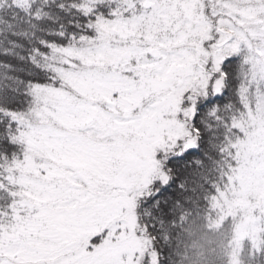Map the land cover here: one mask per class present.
I'll return each mask as SVG.
<instances>
[{
  "label": "snow or ice",
  "instance_id": "snow-or-ice-1",
  "mask_svg": "<svg viewBox=\"0 0 264 264\" xmlns=\"http://www.w3.org/2000/svg\"><path fill=\"white\" fill-rule=\"evenodd\" d=\"M0 264H264V0H0Z\"/></svg>",
  "mask_w": 264,
  "mask_h": 264
},
{
  "label": "trees",
  "instance_id": "trees-1",
  "mask_svg": "<svg viewBox=\"0 0 264 264\" xmlns=\"http://www.w3.org/2000/svg\"><path fill=\"white\" fill-rule=\"evenodd\" d=\"M191 240H195L196 239V236H193L190 238ZM209 259H211V257H209Z\"/></svg>",
  "mask_w": 264,
  "mask_h": 264
}]
</instances>
